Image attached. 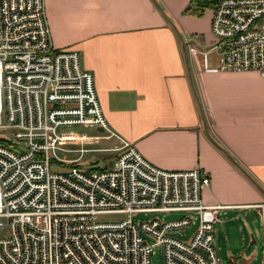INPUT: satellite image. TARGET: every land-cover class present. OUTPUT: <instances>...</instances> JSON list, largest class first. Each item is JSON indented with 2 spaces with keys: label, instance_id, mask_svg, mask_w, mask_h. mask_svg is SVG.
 Instances as JSON below:
<instances>
[{
  "label": "built area",
  "instance_id": "built-area-1",
  "mask_svg": "<svg viewBox=\"0 0 264 264\" xmlns=\"http://www.w3.org/2000/svg\"><path fill=\"white\" fill-rule=\"evenodd\" d=\"M209 1L212 39L188 50L205 71L251 69L264 79V0ZM72 124L97 129L75 133ZM113 136L112 145L83 143ZM99 149L113 151L108 166H79ZM208 180L198 167L155 165L108 126L79 51L51 44L43 0H0V264H149L155 245L163 264H219L212 231L222 205L201 202ZM159 210L186 215L131 216ZM190 223L187 237L171 235Z\"/></svg>",
  "mask_w": 264,
  "mask_h": 264
},
{
  "label": "crops",
  "instance_id": "crops-1",
  "mask_svg": "<svg viewBox=\"0 0 264 264\" xmlns=\"http://www.w3.org/2000/svg\"><path fill=\"white\" fill-rule=\"evenodd\" d=\"M188 1L43 0V6L51 44L77 49L92 71L108 126L157 166L203 170L209 180L201 202L222 205L224 222L230 213L251 219L239 240L245 244L255 229L261 253L250 260L264 264V79L251 69H202L187 45L210 43V17L185 9ZM207 61L215 64V54ZM226 254L225 264H252L232 249Z\"/></svg>",
  "mask_w": 264,
  "mask_h": 264
},
{
  "label": "rangeland",
  "instance_id": "rangeland-1",
  "mask_svg": "<svg viewBox=\"0 0 264 264\" xmlns=\"http://www.w3.org/2000/svg\"><path fill=\"white\" fill-rule=\"evenodd\" d=\"M203 11L201 12V14L203 15V19H206V13H209V17H210V13H211V6H207L204 7L202 9ZM209 23H210V18H209ZM208 30H209V25H208ZM210 32V30H209ZM210 37L212 39V33L210 32ZM211 41V40H210ZM209 42V41H208ZM208 46L205 45V47L203 48H207ZM215 54L214 50L209 51L207 56H208V60H212L213 55ZM71 130H73L75 133H93L91 131L96 132V130L94 128H92L90 125L87 124H72L69 126ZM99 132V130H98ZM84 144L87 145H92V146H99V145H112V141L109 138H103V139H99V141H92L91 138H84L83 140ZM76 145V143H73L72 141L70 143H68V145ZM57 154L61 157H70V155H73L74 152L70 151H62V150H58ZM112 156H113V151L112 150H108V149H99L96 151H86L82 157L78 160V164L81 168L83 169H88V167L90 166H96V167H100L101 165H106L108 166L112 160ZM59 164V166H58ZM55 165L56 167H63L64 164L63 162H58ZM53 166V165H52ZM235 215L234 217H232V219L228 222H224V215L221 212H217V216L219 218H221V222H214L213 224V235H214V240H213V246L214 248L217 250L218 256H219V264H225L226 262V253H227V249H232V253H237L238 257H240L241 259H244L245 263L248 262V260L251 259L252 254L254 251H256L257 254V260L260 257V253H261V247H260V242H259V237L257 236L256 230L252 229V234L254 235H250L248 232V238H247V242L245 244H243L242 241H240V235L241 233H245L246 231V227L250 225H252L251 219H249L246 215H244L243 213L239 212L237 214L235 213H230V215ZM152 215H157V216H161L164 217L165 220H174V218H178L181 217L183 215H186V213H184L183 211H166V210H159V211H146L145 213H143L142 211H136V212H132L131 216L134 219H143L147 216H152ZM103 218L106 219H116L117 217H121V216H125V214L123 212H106V213H101L100 215ZM244 222H248V224L245 226ZM254 224V223H253ZM194 223H190L189 226L185 227V228H181L179 229V231H176L174 233H171V235H177L181 238H185L188 236L189 231L191 230V228L193 227ZM241 227V228H240ZM255 228H258V225L255 224ZM251 236L254 238L255 240L254 242H251L249 244V247L246 248L248 240L251 238ZM149 258H150V262L149 264H163V257H162V251L160 249H158V247L155 245L153 247V250L150 251L149 253ZM257 260H250V262H252V264H254ZM257 263V262H256Z\"/></svg>",
  "mask_w": 264,
  "mask_h": 264
},
{
  "label": "trees",
  "instance_id": "trees-1",
  "mask_svg": "<svg viewBox=\"0 0 264 264\" xmlns=\"http://www.w3.org/2000/svg\"><path fill=\"white\" fill-rule=\"evenodd\" d=\"M185 9L191 8V12L195 14H199L200 11L204 8L209 6L210 1L209 0H189L187 2Z\"/></svg>",
  "mask_w": 264,
  "mask_h": 264
},
{
  "label": "water",
  "instance_id": "water-1",
  "mask_svg": "<svg viewBox=\"0 0 264 264\" xmlns=\"http://www.w3.org/2000/svg\"><path fill=\"white\" fill-rule=\"evenodd\" d=\"M98 128H100V127H98ZM252 241H253V238L251 237V239H250L249 242L247 243L246 248L248 247V245H249Z\"/></svg>",
  "mask_w": 264,
  "mask_h": 264
}]
</instances>
